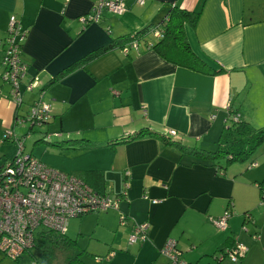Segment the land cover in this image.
<instances>
[{
  "label": "crops",
  "instance_id": "0c3cea01",
  "mask_svg": "<svg viewBox=\"0 0 264 264\" xmlns=\"http://www.w3.org/2000/svg\"><path fill=\"white\" fill-rule=\"evenodd\" d=\"M97 1L0 0V41L6 39L10 19L16 15L28 30L23 59L29 68L21 82L20 100L14 99L8 81L4 80L7 91L0 85V115L14 127L16 118L25 116L42 98L51 105V121L38 133L61 132L66 140L91 141L94 146L84 148L57 139L39 143L52 149L51 156L39 159L82 177L99 192L105 190L96 181L105 178V193L118 206L88 214L95 215L94 222L84 221L82 229L92 234L101 224L99 237L107 234L120 251L127 243L121 252L125 256L133 252L134 264H154L169 239L176 240L183 257L193 264H206L205 260L216 264L210 259L227 240L245 243L250 252L253 242L245 226L255 222L248 229L252 233L264 218L258 186L264 182V145L255 156L258 166L237 162L221 175L214 167L181 164L179 150L154 138L115 147L107 144L150 126L176 131L182 142L212 149L231 107L241 118L264 125V0H145L144 4L124 0L127 11L122 15L105 13L102 22L85 24L81 17ZM174 4L201 11L196 26L187 27V35L195 53L216 70L214 74L178 66L152 50L136 54L114 47L87 58L117 37L159 21ZM34 78L40 85L25 91ZM30 91L36 96H27ZM227 210L233 213L227 228H218L212 218ZM122 217L128 225L119 223ZM132 222L149 224L147 241L129 243ZM108 253L117 262L119 254L112 248ZM5 258L0 251V264Z\"/></svg>",
  "mask_w": 264,
  "mask_h": 264
},
{
  "label": "built area",
  "instance_id": "2783aa9c",
  "mask_svg": "<svg viewBox=\"0 0 264 264\" xmlns=\"http://www.w3.org/2000/svg\"><path fill=\"white\" fill-rule=\"evenodd\" d=\"M143 4L144 0H139ZM126 11L122 0H98L89 15L81 17L85 24L100 23L105 12L123 14ZM159 35V34H158ZM27 37V31H22L20 23L13 15L10 19L9 33L4 46L2 78L12 84L14 99L21 98V81L27 73L28 66L21 60L20 43ZM137 47L138 41H132ZM128 53V49H123ZM37 78L27 85L28 90L39 86ZM43 92V91H41ZM1 94V91H0ZM28 119L45 123L51 118V105L40 98L33 103ZM237 118V117H236ZM175 131H172L174 133ZM15 156L0 163V250L17 260L35 245L36 233L39 229H53L62 233L73 218H80L90 213H99L118 206L107 193H101L89 185L82 177L61 171L33 154L25 152V144L17 141ZM258 163H254L256 167ZM263 189L264 184L258 185ZM262 199V198H261ZM264 208V199L261 200ZM232 211L227 210L220 218H212L213 223L221 229L227 228ZM246 220H251L247 214ZM122 225H128L127 218H121ZM129 235L130 244H142L149 239V224L132 222ZM248 251L241 242L234 246H226L217 253L218 260L231 259L240 261ZM162 254L167 256L169 264H193L183 257L176 240L169 239L162 248ZM215 260V256H213Z\"/></svg>",
  "mask_w": 264,
  "mask_h": 264
},
{
  "label": "trees",
  "instance_id": "16d2710c",
  "mask_svg": "<svg viewBox=\"0 0 264 264\" xmlns=\"http://www.w3.org/2000/svg\"><path fill=\"white\" fill-rule=\"evenodd\" d=\"M122 1L125 4V1ZM137 2L139 3V0H137ZM145 2L146 1L144 0V3ZM90 12L91 11H89L85 15H89ZM113 15L118 16L122 14ZM103 17L105 18V14ZM200 17L201 11L189 10L174 4L171 6L166 15L159 19V21L150 22L141 27L140 29H137L136 31L117 37V39L110 46L99 49L94 54L89 55L87 58L94 59L97 56L101 55L103 52L105 53L114 47H119L120 49L126 48L128 49V53L134 51L136 54H141L152 50L158 53L165 60L174 63L178 66L187 67L189 69H193L207 74H214L216 70L212 69L205 60H203L199 55L195 53L187 35V27L194 28L198 23ZM21 30L27 31L28 34V30L24 29L22 26ZM134 40L138 41L137 47L132 45V41ZM20 45L22 48V51L20 52L21 60L23 63H26L23 59L24 40L20 43ZM79 64L80 62L78 61L72 67H75ZM28 69L26 75L24 76V79L21 82H24L28 74ZM1 77H3L2 73ZM10 85L12 87L11 83ZM27 85L24 88L25 91L28 90ZM21 91L22 93H24V91L22 90V86ZM40 91H43V88L40 87ZM31 111L32 106L30 107L28 113L25 116L19 115L22 118H16L17 120L15 124L26 123L29 127L28 130L33 132L35 131V127H44L46 124L50 123L51 118L43 124H38L37 120L35 122L33 119H28L26 116H28ZM18 119H21V122H19ZM65 135L66 134H63L61 132L44 133L43 137H39L35 140V142L37 143L40 141H46V139L50 140L52 138H56L57 140H59V142L61 141V144L68 143L70 141V143L73 144V147L81 146L82 148H84L85 146H94L93 144H91V141L87 138L78 137L66 140ZM142 138H154L157 139L164 146L166 145L175 147L177 150H179V162L181 164L185 163L188 166L194 164H202L204 166L214 167L218 174L225 175L228 168L234 163H247L249 168H252L254 163H258L255 156L259 148L264 145V125L256 126L252 122L241 118L240 113L233 110L231 107L228 112L226 126L220 134L217 143L218 146L215 150L205 149L198 143L189 145L187 143L182 142L179 137V133L177 132L172 133V130L164 131L150 126L145 127L136 133L129 134L126 136L123 135L118 139H115V141H111L107 145L115 147V145L117 144H124ZM8 139H11L10 136L5 137V140ZM15 152L10 158L7 157L6 159L9 160L13 158L15 156ZM25 152H27L26 146ZM31 154L33 153L31 152ZM33 156L35 155L33 154ZM104 180L105 178H99L96 181V186L100 187V190H105L101 193L106 192ZM101 184H103V186H101ZM262 184H264V182H262ZM260 189L261 198L264 199L263 189ZM234 245V241L227 240L225 245L219 248L218 251L213 255L215 256V263L220 264L222 262L218 260L217 253L219 251L224 250L226 246ZM34 247L38 249L40 255V259L38 257L34 258V264H54V262L57 261L59 254L63 253L64 251L76 250L79 251L78 254L72 258H69L68 263H85L83 260H81V256L84 252L87 251V249L84 247H80L78 239L71 237L68 232L62 233L57 230L46 228L39 229L36 233ZM31 250L32 248L29 252H31ZM96 258L99 261L103 259L97 256ZM16 261L19 262V259H17ZM241 262L242 260L238 261L237 263L240 264Z\"/></svg>",
  "mask_w": 264,
  "mask_h": 264
},
{
  "label": "rangeland",
  "instance_id": "374dc122",
  "mask_svg": "<svg viewBox=\"0 0 264 264\" xmlns=\"http://www.w3.org/2000/svg\"><path fill=\"white\" fill-rule=\"evenodd\" d=\"M5 81L4 79L0 76V85H4V91H7L8 86L5 85ZM40 85V83H39ZM36 93L38 92V90L35 91ZM31 93L28 92L27 96H36V93ZM45 94V89H43V95ZM9 123L3 118L2 115H0V162L4 161L7 157H11L17 146L18 143L17 141H22L24 142L25 146H26V151L27 152H32L38 159H42L43 157H48L52 155V149L43 145V147L39 146L40 144H47L49 142H54V140L56 138H52L50 140L46 141H40V142H35L36 139H38L39 137H43L44 133H38L40 130H42L43 127H35V131L37 132H31V133H26L28 132V124H24V123H20L18 125H15L13 127V125H8ZM173 131V130H172ZM176 132V131H175ZM6 136H10L11 139L5 140ZM36 143V144H35ZM218 145H216L214 148L209 149V150H215L217 148ZM263 147V145L261 146ZM261 147L259 148V150L256 152V155L259 154V151H261ZM32 148H34L32 150ZM93 216L95 215H91V216H84V218H77V219H73L71 220V222L69 223L68 227H67V232L68 234L75 238L78 236L79 232H81V235L78 236V241H79V245L80 247H85L87 248V251L84 252L81 256V260H83L85 263L83 264H99V260H97L96 256H100L101 258L103 257V264H134V253H128V256H125L124 253L122 254V252L125 251L126 249V245L127 243H125V247L124 249L117 250V244L113 245L110 241H108L107 238V234L104 237H99V231H103L102 230V226L97 225V231L95 233H85L82 229V227H84L83 222L87 221L88 219V224H91L92 222H94V218ZM92 217V218H91ZM121 225V221L119 222ZM255 223L252 222V220L250 222L247 223V225L245 226V228L247 229V231H244L245 234L252 239L253 244L251 245V249L250 252L247 251V253L245 254V256L241 259L242 262L240 264H264V247L263 250L261 249V246L264 245V218L263 221H259L258 223V227H255L252 230V233H249L248 229H250V226ZM115 235L114 230L112 231L111 234V238H113V236ZM114 239V238H113ZM245 245V243H244ZM247 246V245H246ZM112 248V252H116L119 254L118 258H117V262L114 261L113 258H110V256L108 255V250ZM4 255H5V260L3 262V264H7V261H10V263L8 264H34V258L38 257L40 259V255L38 252L37 248H32L31 252H26L20 259L19 262H17L15 259L11 258L10 256L6 255L2 250H0ZM78 250L76 251H64L63 253L59 254L57 261L54 262V264H69L68 259L72 258L74 256H76L78 254ZM113 253H110L111 255H113ZM120 253L122 254L120 256ZM93 254H97L96 256H93ZM248 257L247 261H244L245 258ZM167 257L164 254H160L159 258L157 259V261L154 264H166L167 261ZM211 263H213L214 259L212 257ZM2 261V260H1ZM167 261V262H166ZM215 262V261H214ZM82 263H76V264H82ZM206 264H209L208 260H205ZM220 264H238L236 262H234L231 259H225L223 260Z\"/></svg>",
  "mask_w": 264,
  "mask_h": 264
}]
</instances>
